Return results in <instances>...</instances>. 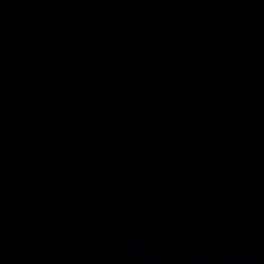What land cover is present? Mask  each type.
I'll list each match as a JSON object with an SVG mask.
<instances>
[{"label":"water","instance_id":"1","mask_svg":"<svg viewBox=\"0 0 264 264\" xmlns=\"http://www.w3.org/2000/svg\"><path fill=\"white\" fill-rule=\"evenodd\" d=\"M0 264H264V0H0Z\"/></svg>","mask_w":264,"mask_h":264}]
</instances>
